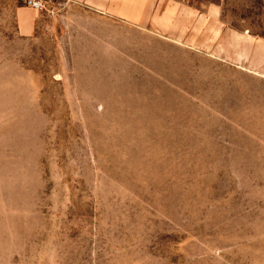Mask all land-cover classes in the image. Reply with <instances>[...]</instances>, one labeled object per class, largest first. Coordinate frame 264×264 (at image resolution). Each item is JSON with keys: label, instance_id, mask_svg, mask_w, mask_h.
<instances>
[{"label": "rangeland", "instance_id": "rangeland-1", "mask_svg": "<svg viewBox=\"0 0 264 264\" xmlns=\"http://www.w3.org/2000/svg\"><path fill=\"white\" fill-rule=\"evenodd\" d=\"M0 0V264H264V0Z\"/></svg>", "mask_w": 264, "mask_h": 264}, {"label": "crops", "instance_id": "crops-1", "mask_svg": "<svg viewBox=\"0 0 264 264\" xmlns=\"http://www.w3.org/2000/svg\"><path fill=\"white\" fill-rule=\"evenodd\" d=\"M196 0H181V2H177L180 5H194ZM207 13L211 17H218V15L221 14L222 8H221V3L219 1L211 0L207 3Z\"/></svg>", "mask_w": 264, "mask_h": 264}, {"label": "built area", "instance_id": "built-area-1", "mask_svg": "<svg viewBox=\"0 0 264 264\" xmlns=\"http://www.w3.org/2000/svg\"><path fill=\"white\" fill-rule=\"evenodd\" d=\"M29 2H30L33 6H35V7H38V6H39V2L36 1V0H30Z\"/></svg>", "mask_w": 264, "mask_h": 264}]
</instances>
